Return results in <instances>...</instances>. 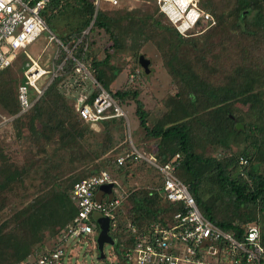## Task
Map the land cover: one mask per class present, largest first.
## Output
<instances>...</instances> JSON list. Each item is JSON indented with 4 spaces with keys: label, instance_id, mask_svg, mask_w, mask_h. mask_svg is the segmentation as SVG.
Returning <instances> with one entry per match:
<instances>
[{
    "label": "trees",
    "instance_id": "16d2710c",
    "mask_svg": "<svg viewBox=\"0 0 264 264\" xmlns=\"http://www.w3.org/2000/svg\"><path fill=\"white\" fill-rule=\"evenodd\" d=\"M95 1L51 0L42 16L46 23L50 20L55 30H59L60 22L66 24L67 31L62 35L67 40L78 38L92 22L89 34L95 28L104 29L117 49L122 46V36L128 34L133 36L135 47L140 48L145 42L142 39H149L150 32H155L161 25L151 12L146 11L134 19L130 13L108 15L100 9L102 0L98 5ZM202 5L216 18V27L211 32L217 37L221 52H224L223 46H230L228 54L235 53L234 59L228 60L230 63L219 60V48L211 43L207 47L210 57L194 60L196 67L191 64L195 53L189 55L190 51L184 53L188 54L191 63L183 62L178 52L189 40L193 41L190 44L193 49L197 38H184L174 30L176 44L172 49L175 52L167 59V66L178 91L175 96L165 99L166 111L154 124H149V111L136 90H110L115 69L108 64L109 54L101 60L93 57V43L88 40V33L83 38L87 41L86 50L81 43L73 54L84 62L97 82L120 105L128 97L134 101L135 114L144 135L157 140L152 152L157 162L163 164L179 155L175 173L188 185L200 212L236 236L246 223L256 222L264 245V1L204 0ZM120 20L127 21L121 29L118 26ZM222 34L227 36L221 37ZM233 45L239 49L234 50ZM249 46L251 49L247 51ZM253 46L259 49L256 57L249 56ZM213 50L218 52L214 55ZM62 55L63 58L65 54ZM17 56L22 58L19 70L23 73L30 61L23 52ZM107 65L108 76L101 70ZM10 67L0 70V107L14 116L10 122L11 130L27 155L19 167L0 147V212L5 209L8 196L20 186L29 183L33 189L28 192L29 198L25 196V203L12 208L9 217L0 223V264H18L25 260L35 251L31 247L42 242L43 232L58 234L77 212L71 199L73 184L99 172L98 166L85 168L84 165L82 172L64 177V173L53 171L58 167L57 160H63L68 153L77 154L86 163L87 153L93 157L103 156L110 147L106 139L110 140L112 130L117 131L125 122L123 116L101 120L100 151L91 149L89 136L98 134L89 129L75 111L74 97L71 96V103L66 97L75 91L67 90L66 80H70L72 88L78 86L74 82L77 75L71 59L66 60L64 71L52 79L31 109L17 115L19 105L12 92L14 78ZM223 70L228 73L222 75ZM78 81L82 82L81 79ZM240 105L247 109L242 111ZM237 124H242L243 128L236 129ZM210 146L222 148L226 155H206ZM126 148L131 150L129 146ZM240 157H245L247 163L241 164ZM135 160L136 154H132L122 165L116 160L113 163L124 169L125 163ZM107 163L108 158H103L100 167ZM159 180L161 187L160 176ZM112 196L116 195L113 193ZM127 200L129 207L125 217L128 222L117 209L109 230L115 238L114 252L119 264H125V253L133 246L130 227L142 230L151 223L168 227L174 214L183 211L182 203L165 200L154 188H129ZM93 224L98 232L97 223L94 221Z\"/></svg>",
    "mask_w": 264,
    "mask_h": 264
},
{
    "label": "built area",
    "instance_id": "2783aa9c",
    "mask_svg": "<svg viewBox=\"0 0 264 264\" xmlns=\"http://www.w3.org/2000/svg\"><path fill=\"white\" fill-rule=\"evenodd\" d=\"M51 0H0V70L12 66L17 54L32 44L43 31H47L48 40L55 42L61 50L54 58L60 59L56 68H52L50 78L43 87L37 81L48 73L36 60L24 70L27 84L17 86L19 114L27 112L42 95L44 89L59 75L67 59L75 63L77 77L74 82L80 89L72 93L75 111L88 124L94 125L101 120L125 116L123 108L116 98L92 76L84 62L73 54L78 44L83 41L88 29L78 38L61 41L49 29L42 16V11ZM117 4V0H107ZM99 0L95 1L98 5ZM159 11L167 18L175 30L186 35L201 23L212 24V16L198 7V0H156ZM92 24V22H91ZM61 53L65 56L61 57ZM90 79L91 89L86 90L79 83ZM28 86L34 90V97L29 98ZM86 90V91H85ZM136 153L156 170L161 178L158 188L162 197L170 202H180L183 211L174 214L173 222L168 227L151 223L142 230L130 227L134 236L133 246L125 253V264H264V245L261 243L260 227L256 222L246 223L239 236L229 233L205 217L198 209L189 187L175 173L178 154L166 163H159L153 156ZM127 156L116 159L118 165L124 164ZM239 162L246 164L247 159L240 157ZM111 183L118 186L116 179L106 170H101L73 184L71 199L77 212L70 222L57 234L54 247L37 250L18 264H65V245L68 239L97 233L93 222L96 214L110 217L120 206L125 194L98 199L99 187Z\"/></svg>",
    "mask_w": 264,
    "mask_h": 264
},
{
    "label": "rangeland",
    "instance_id": "374dc122",
    "mask_svg": "<svg viewBox=\"0 0 264 264\" xmlns=\"http://www.w3.org/2000/svg\"><path fill=\"white\" fill-rule=\"evenodd\" d=\"M203 2L204 0H199L198 7L208 12L212 16V24L201 23L196 28L190 30L188 34L182 35L184 38H197V40L196 42H194L195 47L193 49L190 45L193 41L189 40V43L182 46L180 51L178 52L179 59L183 62L188 63H191V60L188 54H185L186 51H190L189 55L195 53V56H192L193 59L191 63L194 67H196L194 60H196L197 58H201L203 56L205 58L210 57L207 47H209L211 43L219 48V41L217 37L214 36V33L211 32L216 27V18L213 13L207 11L203 7ZM99 6L100 9L108 15H114L115 13L119 12L117 13L119 14V16H126L127 13H130L132 15V19H134L136 16L141 17L146 13V11H148L151 12L150 14H152L154 18L156 17L161 24L155 32H150L151 37L149 39H146L147 41L142 39V41L145 42L141 45L140 48L135 47V42L133 36L131 37V34H128L124 37L122 36V46L121 48L117 49L113 47V40L104 29L95 28L90 34L88 31V40L90 41V43H93V57L101 60L105 57V55L109 54L108 64H111V66H113L115 69L113 73L114 80L110 84V90L112 92L125 89L136 90L138 92V98L143 103L145 109L149 111V124H154L166 111V104L164 102L165 99L168 96H175L176 91H178V87L175 81L172 79L169 67L167 66V59L170 57L172 52H175L172 49L173 45L176 44V33L174 32L175 28L171 26L165 16L159 13L156 0H118L117 4H112L107 0H102ZM49 21L50 20H48L47 22V26L49 27V29L52 30L61 41L66 42L68 38L66 39V37H63L62 35V32L67 31L65 26L66 24L64 25V23L60 22L58 28L59 30H55V28L51 26L52 23L50 24ZM126 22V20L119 21L118 26L120 27V29L126 26ZM90 27L91 22L85 29L89 30ZM224 32L227 33V31ZM226 36V34L221 35V37L224 38ZM223 47V53L221 52L220 48L218 49L221 53V57L219 60L225 63H230L228 60H233L235 53L233 55H229L228 47L230 46ZM232 47H234V50L239 49L234 45ZM250 49L251 48L249 46L247 51H250ZM59 50H61V48L55 42H51L48 40L47 31H43L32 44H30L26 49L20 51V53H24L25 57L30 61V64L32 62L31 59L36 60V62L40 66L48 71L46 75H44L37 81V85L39 87H43L47 83L50 78V72L52 68H56V66L60 63V59L54 58L56 52ZM217 52L218 51L213 50L214 55ZM251 52L252 54L249 56L256 57L259 49L256 46H253ZM62 54L63 53H61V56H63ZM140 54H143L150 60L148 72H145L138 62ZM21 63L22 58L20 56H17V58L13 61L12 66L10 67L11 74L14 78V82L12 83V92L16 96L18 84H27L23 73H21L19 70V66L21 65ZM107 69L108 65L105 69H101L106 76L110 74ZM59 71L60 74L64 70L62 69ZM226 73L228 72L223 70L222 75ZM91 74L93 75L92 72ZM69 81L70 80H66V86L68 88L67 90L80 88V86L72 88V84H70ZM81 85L84 86L86 90L92 88V86L90 85V79L82 81ZM28 93L30 99H32L35 95L34 90L31 86H28ZM71 96L72 94L66 96L69 103L72 102ZM121 107L125 112V116H123L125 122L121 128L117 129V131L112 130V136L110 137V140L106 139V142H109L110 144L109 150L106 154H104L103 156L99 155L93 157L91 153H87L88 156L86 155V159L88 162L86 163L85 160L81 161L82 159L77 157V154L68 153L66 156H64L63 160H57L58 167H56L53 171L54 173H64V177H68L70 176V174L82 172V170H84V165H86L85 168H91L93 167V165H95L98 166L99 171H108L112 178L116 179L118 182V186L111 187L112 194L114 193V195L116 196H120L122 193L125 194L123 201L117 209L119 210V213L123 215L122 219L128 222L127 218L125 217V213L129 207V203L127 200L129 188L136 189L138 187H145L148 189L154 188L158 190L160 180L156 170L149 164V162L144 159H139L136 157L137 160L133 162L126 161L127 163H125L126 165L124 167V169L127 170L125 171L126 173L122 172L124 169L118 168V166H115V164L113 163V161L116 160L117 157L124 155L126 156V154H129L130 157L132 154H136L135 152L144 154L145 156H152V152L157 144V140L147 138L144 135L143 129L139 126V121L135 114L134 101L128 97L122 102ZM240 108L242 109V111L247 109L246 106H241ZM13 118L14 116L5 113L0 107V147L2 146L4 154L8 156V158L16 166L21 167L25 162V156L27 154L26 151H24L25 149L23 150L22 146L18 144L19 140H16L15 134L11 130L10 122ZM89 129L98 134L97 136H89L91 149L93 151H100L99 141L101 142L102 140L100 135V133L102 132V127L98 122L97 124H94L92 126L89 125ZM97 142L98 144L96 145ZM126 146H129V149L131 150H128ZM224 153L225 151L222 148L210 146L207 149L206 155L221 157L226 155ZM103 158H108V163L105 167H100V163ZM31 188L33 189V187L29 183H27L24 186H20L15 191V193H12L8 196V201L6 203L7 205L5 209L0 212V223L2 222V220L9 217L12 208L21 207L22 204L25 203V196L29 198L28 192L29 190H31ZM98 196L100 195L98 194ZM107 199H109V197H106L104 195L103 200ZM98 216L99 215L96 214V218ZM97 233L94 232L88 236L68 239L65 245V264H119V259L114 252V245L105 244L104 258L100 259L95 242ZM56 242L57 234H54L51 231H45L42 233V242L33 245L31 247V250L35 249V251H37V248L41 250L49 249L54 247Z\"/></svg>",
    "mask_w": 264,
    "mask_h": 264
},
{
    "label": "water",
    "instance_id": "95a60500",
    "mask_svg": "<svg viewBox=\"0 0 264 264\" xmlns=\"http://www.w3.org/2000/svg\"><path fill=\"white\" fill-rule=\"evenodd\" d=\"M138 62L141 65V67L144 69V71L148 72L150 60L146 58L143 54H140L138 58ZM239 128H242L241 124L236 125V129H239ZM111 187H112L111 183L100 186L97 192V195H96L98 199L100 197L98 196V194L100 195V191L107 192L110 198V196L112 195ZM96 223L98 225V233H97L95 242H96L97 250L99 252V256L100 258H103L104 257V245L105 244L114 245L115 243L114 238L109 233L111 219L108 216L99 215L96 218Z\"/></svg>",
    "mask_w": 264,
    "mask_h": 264
},
{
    "label": "crops",
    "instance_id": "0c3cea01",
    "mask_svg": "<svg viewBox=\"0 0 264 264\" xmlns=\"http://www.w3.org/2000/svg\"><path fill=\"white\" fill-rule=\"evenodd\" d=\"M104 195L106 196V197H109V195L107 194V192H105V191H100V197L99 198H101L102 196L104 197ZM112 196V195H111ZM110 196V197H111Z\"/></svg>",
    "mask_w": 264,
    "mask_h": 264
}]
</instances>
